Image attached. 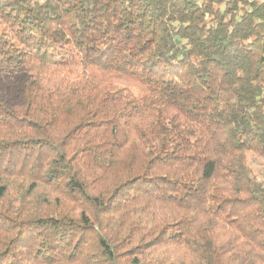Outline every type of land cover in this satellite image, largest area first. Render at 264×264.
Wrapping results in <instances>:
<instances>
[{"label": "trees", "instance_id": "trees-1", "mask_svg": "<svg viewBox=\"0 0 264 264\" xmlns=\"http://www.w3.org/2000/svg\"><path fill=\"white\" fill-rule=\"evenodd\" d=\"M0 264H264V0H0Z\"/></svg>", "mask_w": 264, "mask_h": 264}, {"label": "rangeland", "instance_id": "rangeland-1", "mask_svg": "<svg viewBox=\"0 0 264 264\" xmlns=\"http://www.w3.org/2000/svg\"><path fill=\"white\" fill-rule=\"evenodd\" d=\"M127 85L132 87L134 90L139 91V86L134 82H126ZM258 167V166H257ZM259 170H261V167H259Z\"/></svg>", "mask_w": 264, "mask_h": 264}]
</instances>
